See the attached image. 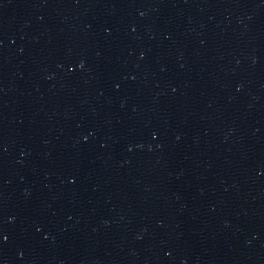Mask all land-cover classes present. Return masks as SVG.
<instances>
[{
  "label": "water",
  "instance_id": "95a60500",
  "mask_svg": "<svg viewBox=\"0 0 264 264\" xmlns=\"http://www.w3.org/2000/svg\"><path fill=\"white\" fill-rule=\"evenodd\" d=\"M0 264H264V0H0Z\"/></svg>",
  "mask_w": 264,
  "mask_h": 264
}]
</instances>
